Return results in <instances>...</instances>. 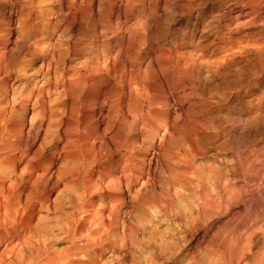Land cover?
Returning a JSON list of instances; mask_svg holds the SVG:
<instances>
[{
    "label": "bare ground",
    "instance_id": "bare-ground-1",
    "mask_svg": "<svg viewBox=\"0 0 264 264\" xmlns=\"http://www.w3.org/2000/svg\"><path fill=\"white\" fill-rule=\"evenodd\" d=\"M47 3L0 0V264H264V0Z\"/></svg>",
    "mask_w": 264,
    "mask_h": 264
},
{
    "label": "rangeland",
    "instance_id": "rangeland-1",
    "mask_svg": "<svg viewBox=\"0 0 264 264\" xmlns=\"http://www.w3.org/2000/svg\"><path fill=\"white\" fill-rule=\"evenodd\" d=\"M48 0H44V5H43V11L45 12V14H47V7H48ZM15 35H16V32H15V30H13V33H11L10 34V37H12V38H10V44L9 45H11V43H12V41L15 39ZM38 63H39V61L37 60V61H35L34 63H33V68L34 67H36L37 65H38ZM263 118H264V115H263ZM260 142H262L261 140H258L257 141V143H260ZM263 157H264V155H260V158H261V160L263 159ZM260 174V173H259ZM259 180H260V178H259ZM251 182V181H250ZM249 182V183H250ZM254 190H255V188H253ZM254 193H256V194H254V195H252V197H254L256 200H255V207L253 208V209H251V213L253 214V215H256V214H258V208H259V206L261 205V204H263L264 203V190H258L257 189V192H255L254 191ZM258 193V194H257ZM245 213H243V215H244ZM220 219L221 220H223V219H225V217L224 216H222V217H220ZM256 237H257V243L259 244V245H262V249L264 248V239H263V237H262V233L260 232V231H258L257 233H256ZM263 239V240H262ZM261 240H262V242H261ZM263 251H264V249H263ZM159 259V261H161V260H163L161 257H159L158 258Z\"/></svg>",
    "mask_w": 264,
    "mask_h": 264
}]
</instances>
